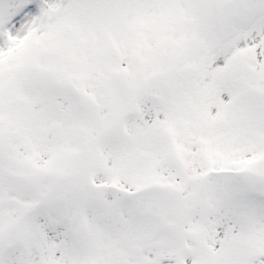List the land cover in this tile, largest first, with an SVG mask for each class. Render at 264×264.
Masks as SVG:
<instances>
[{
	"label": "snow or ice",
	"instance_id": "obj_1",
	"mask_svg": "<svg viewBox=\"0 0 264 264\" xmlns=\"http://www.w3.org/2000/svg\"><path fill=\"white\" fill-rule=\"evenodd\" d=\"M0 264H264V0H0Z\"/></svg>",
	"mask_w": 264,
	"mask_h": 264
}]
</instances>
